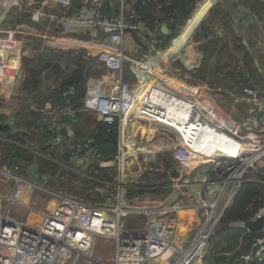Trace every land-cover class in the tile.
I'll return each instance as SVG.
<instances>
[{
	"label": "built area",
	"instance_id": "obj_1",
	"mask_svg": "<svg viewBox=\"0 0 264 264\" xmlns=\"http://www.w3.org/2000/svg\"><path fill=\"white\" fill-rule=\"evenodd\" d=\"M148 1L43 0L38 10L22 11L45 30L43 49L71 52L63 43L71 38L98 47L86 53L106 74L89 78L82 108L68 107L63 115L72 126L79 115L117 124L118 153L101 163L115 169L114 182L96 189L105 195L103 202L58 195L50 212L29 209L26 221L0 214V264H207L209 242L225 212L250 182V173L263 169L264 92L233 87V99L243 95L256 108L237 124L213 117L216 108L207 97L214 93L197 77L182 78L175 55L166 56L170 48H164L162 26H148L138 17L134 7ZM31 3L36 5L34 0H0V84L18 77L7 60L19 48V32L7 27L16 22L21 29L25 24L15 11ZM129 36L145 51L142 58L127 54ZM128 74L133 78L126 79ZM48 127L53 134L49 144L62 155L71 154L72 167L86 176L97 156L90 143L70 149L60 127ZM163 153L173 155L169 170L160 160ZM0 178L16 183L13 195L4 199L11 208L18 204L24 182L3 169ZM137 217L143 219L142 226L130 229L129 221ZM261 218L264 208L229 227L251 233L246 224ZM261 234L236 263H264V230ZM100 239L115 243L110 261L93 257Z\"/></svg>",
	"mask_w": 264,
	"mask_h": 264
},
{
	"label": "trees",
	"instance_id": "obj_2",
	"mask_svg": "<svg viewBox=\"0 0 264 264\" xmlns=\"http://www.w3.org/2000/svg\"><path fill=\"white\" fill-rule=\"evenodd\" d=\"M203 1L149 0L145 6L138 5L134 9L137 11L138 17L148 26L168 27V35H163L164 48H168L172 41L180 35L181 29L187 24L197 5ZM34 2L40 7L43 0H34ZM237 2L239 19H236V22L238 24L229 19L227 11L223 12L225 17H221L223 13L220 6L216 5L212 9L200 30L209 36L211 28L214 29L221 25L228 34V38L216 43L210 40L207 44H201V51L206 55V59L214 58L220 64L229 65L228 69L230 68L229 70L232 71L233 78L228 77L225 70L221 75L224 82L237 81L238 84H248L249 81L245 79L246 76L252 74L251 69L254 66L250 49L256 56L255 42L264 36L259 32H264V0H237ZM20 18L22 21L28 22L29 25H35L30 22V16L24 14ZM36 27L38 28V26ZM55 63H60L64 72L50 77L45 82L43 80L44 73ZM22 66L26 72L21 85L22 92L29 97V103L36 111L27 106L24 109L28 111V117L18 119L20 125L30 133L25 138L13 135V126L5 116L0 115V137L9 139V141L0 140V168L6 167L10 172L29 175L37 182H45L49 188L59 190L64 188L72 194V197L90 203L103 202L105 195L96 189H104L108 184L114 182L115 169L113 167L103 168L101 163L111 161L117 156L118 146L113 143L112 139L109 140L110 137L117 140V124L108 125L95 120L87 122L84 115H79V122L74 126V143L71 144V140L65 137L70 149L77 145L94 143L93 149L97 156L89 166L86 176H79L72 171L63 170L58 163H55L57 159L60 160L59 162H66L63 160L60 149L49 144L53 134L48 126L39 130V143L43 145V148H39V156L32 152L30 146L37 143V136L33 130L37 129V122L40 120V115L44 112L46 104L51 107L49 111L45 112L49 119L52 115L63 114L68 107L78 111L82 108L81 102L85 96L87 80L91 77L101 78L106 74V70L101 68L96 58L87 56L85 51L62 52L49 48H44V52H41L36 58H24ZM132 78L133 76L130 74L126 77V79ZM50 82L53 87L52 92L43 88L44 84ZM70 91L74 92V95H69ZM91 124L94 126L93 130L90 129ZM41 144L39 145L41 146ZM160 160L166 170L171 169L175 164L171 153L161 154ZM70 162L73 164L72 161ZM42 175L47 177L45 181L42 180ZM248 179L250 182L243 184L218 225L217 233L209 242L205 259L207 264H242L236 263V260L247 254L253 240L262 235L229 227L231 223L247 221L259 209L264 208V169L250 173ZM74 181H77L79 185L70 184ZM133 191L135 192V190ZM137 219L134 221L143 223L142 218L137 217ZM129 228L134 227L129 225Z\"/></svg>",
	"mask_w": 264,
	"mask_h": 264
},
{
	"label": "crops",
	"instance_id": "obj_3",
	"mask_svg": "<svg viewBox=\"0 0 264 264\" xmlns=\"http://www.w3.org/2000/svg\"><path fill=\"white\" fill-rule=\"evenodd\" d=\"M237 0H204L198 8L196 7L195 11L191 14V18L188 20L187 24L184 28L181 29V36L179 38H176L174 46H169L167 49L170 48L169 51H167L166 56L172 58V55H175L176 59V68L178 69V72L180 73V76L182 78H188V77H197L196 79L200 82L199 84L202 85L203 88H207L208 90L212 91L213 96L207 97V100L209 102V105L216 108L215 113L212 115L213 117H219L221 121H223L226 124H237L240 122L244 116L247 114L249 110L255 109L256 105H253V102L246 99L243 95L237 94L236 97L239 99V101H236L235 98L230 95V92L232 91V88H240L241 86H245V84H238L237 81H229V82H221V75L226 70V75L230 78H233V73L231 70L228 69V64L223 65V63L220 64V62H217L214 58L206 59V55L203 54L201 51V44L207 43L208 41H214L215 43L228 38V34L225 32V29L220 25L218 27H215L214 29L211 28V34L207 36L201 29L202 24L205 23L207 20L210 12L212 9L218 5L221 7L222 13L227 11L228 15L230 16V20L234 21L235 24H238L236 19H239L238 17V9H237ZM239 8V6H238ZM39 7L35 8L34 10H38ZM224 13L221 15V17H225ZM26 15V14H25ZM28 16H30V22L31 21V15L27 13ZM26 22V21H24ZM28 24V22H26ZM33 23V22H32ZM25 24V23H24ZM34 24V23H33ZM32 26V25H31ZM35 25H33L32 29L31 27H28L26 25H22L23 29H30L32 31L37 32L38 34H35V43H31V45H34L32 48H34V52H36V46L41 45L44 46V38L47 36L39 35L41 33H45V30H41L39 27L37 28ZM246 26V25H244ZM53 27V26H52ZM247 27H250L247 25ZM233 28V27H232ZM260 28V27H259ZM258 28V29H259ZM264 34V32L259 31ZM27 39V41L22 40L24 45L27 47L30 46V43L28 42L29 39H31V35H24ZM37 43V45H35ZM63 43L72 51L75 50H81V51H92L95 52L98 48L96 45H90L87 42H83L80 39H65ZM184 44V45H183ZM256 53L254 56L252 49H250L252 53V61L254 63L253 68L251 69L252 74L246 76V81H251L253 83V87H255L259 92H264V36L260 37L256 42ZM19 47H22V42L20 44V41H18L17 44ZM23 45V46H24ZM183 45V47H182ZM181 47V48H180ZM141 48H139L137 44V39L135 36H129L128 37V43H127V54L135 59H140L143 57L145 51H143ZM178 49L177 51H175ZM19 48L15 51V53H12L8 55L7 62L13 66L18 71V77L15 79H10L2 84H0V115H3L7 118L8 122H10V125H12V134L19 136L20 138L28 137L30 133L26 131V129L20 125V121L18 122V119L28 117L27 113L28 111L24 109L25 107L29 106L30 109L33 111H36V109L29 103V97L25 96L22 92V82L25 78L26 72L25 69L22 66V61L26 56H22L20 53H22V48L20 51H18ZM67 52V51H62ZM25 55V54H24ZM2 56L0 55V61L2 60ZM27 58H33V57H27ZM259 59V62L256 60ZM60 64V63H59ZM61 65V64H60ZM62 66V65H61ZM45 74V73H44ZM128 77V76H127ZM180 77V78H181ZM49 79V78H48ZM48 79L43 80L46 82ZM248 82V83H249ZM21 83V84H19ZM19 84V85H18ZM227 85V86H226ZM246 86H249L248 84ZM45 90H48L49 92H52L53 87L52 83L44 84L43 87ZM201 88V87H199ZM43 89V90H44ZM202 89V88H201ZM191 92L195 94L196 90L191 89ZM20 94V96H19ZM20 97L18 99L17 97ZM22 97V99H21ZM3 101V103H2ZM1 104H4L1 106ZM229 104L230 108L227 110H223L220 105H226ZM224 107V106H223ZM50 105L46 104L44 112L40 115V120L37 122V129H34V133L37 136V143L31 144L30 149L35 155L39 156V148H43V145L39 140V130H42L43 128L49 126L50 124H57L60 127V132L62 130H71L74 132V126L70 125V119L68 118L67 121H63L62 117L65 115H52V117L49 119V117L46 115V111H49ZM220 109V110H219ZM87 122L93 121L90 116L86 117ZM264 119V118H263ZM94 126L91 124L90 129L93 130ZM63 136V135H62ZM75 136V132H74ZM66 137V136H64ZM68 139L74 141V137L71 139L67 137ZM0 140H6L9 141V139H5L4 137H0ZM41 144V146L39 144ZM68 151V150H67ZM69 154V153H65ZM63 153V160L65 161H71V154L70 158L66 159L64 157L65 155ZM1 157V153H0ZM1 164V160H0ZM260 167L264 169V161L260 163ZM3 170H7L6 167L2 168ZM34 170V168H32ZM8 171V170H7ZM19 173V172H17ZM29 176V175H26ZM22 182L25 181V178L23 176H18ZM31 180H28V182H24V185H22L20 189V195L19 200L20 204L25 205V202L31 201L33 198V193L35 190H38L40 192L47 193L49 187L46 186L45 182H37L34 180L31 176H29ZM42 180L45 181L47 179L46 176H41ZM2 191L7 192L0 196V203L3 201V199H6L13 195L14 190L16 188V183L14 180H10L8 182L1 181ZM42 190V191H41ZM50 194V193H49ZM55 206V205H54ZM53 206V207H54ZM52 206H50L51 209H53ZM1 210V205H0Z\"/></svg>",
	"mask_w": 264,
	"mask_h": 264
},
{
	"label": "rangeland",
	"instance_id": "obj_4",
	"mask_svg": "<svg viewBox=\"0 0 264 264\" xmlns=\"http://www.w3.org/2000/svg\"><path fill=\"white\" fill-rule=\"evenodd\" d=\"M199 5H200V3H199ZM198 6H197V8H198ZM35 8H37V6L35 4H32L31 3L28 7L23 8L22 10H19V11L17 10L15 12L17 13V15L20 14V16L22 17V16H24V14L22 13V11L23 12L24 11H32ZM1 14H2V11H0V15ZM25 16H28L27 15V12H26V15ZM10 21H13L12 20V14H10ZM24 23H25L26 26L31 27V29H32L33 26L27 24L26 22H24ZM7 28L13 29V30L19 32V35L17 36V39H18V41H20V44L22 42V47H19V50L18 51H20L21 48H22V53H20L22 56H26L27 55L26 57L36 58L37 55H39L41 52H44L43 47L41 45H37V43L35 44V45H37L36 46V52L33 51L34 48H32V47L34 45H31V43H33V44L35 43V34H38L37 32L32 31L30 29H23V27H21V29H18L16 22L15 23H9V25H8ZM24 35H31V39H29V41H28L30 43V46H28V47L26 45H24V43L22 41V40L27 41V39L25 37H23ZM39 35L45 36V33H41ZM180 36H181V32H180V35L177 38H179ZM207 43L204 42L202 44H207ZM183 45H182V47H183ZM177 50L178 49H176L175 51H177ZM256 61L259 62V59H257ZM220 81L222 83L224 82L222 79ZM19 84H21V83H19ZM245 85H247V84H245ZM248 85L249 86H252L253 83L250 81L248 83ZM19 96H20V94H19ZM19 96L17 97L18 99H20ZM21 99H22V97H21ZM2 103H3V101H2ZM3 105L4 104H1V106H3ZM223 106L220 105V107L223 110H227V109L230 108V105L229 104H226V105H223ZM66 137H69V138L72 139L74 137V132L71 131V130H69V129L66 130ZM0 160H1V157H0ZM59 161L60 160L57 159L55 161V163H58L63 168V170L72 171L73 173H75V174H77L79 176H82V174H83L82 170L81 169H74L72 167V164H71L70 161H65L64 160L66 163H62V162H59ZM10 174H12L16 178H19L18 176H23V178H25V181L24 182H28V180H31V179H29L30 177L29 176H26L25 174L20 175L19 173H13V172H10ZM1 181H2V178H0V196L3 195V194H5L7 192V190L6 191L5 190L4 191L1 190V187H2ZM71 183H74V184H72L74 186L79 185L77 183V181L70 182V184ZM23 185L26 186L25 184H23ZM68 188L69 187L67 186V189ZM47 190H48L47 193L40 192L38 190H35L34 193H33L34 196H33L32 200L31 201H28V202H25L26 203V206L20 204V200L18 199V204L17 205H14L11 208H9L8 205L5 203V201L3 199V201H1V203H0V205H1L0 214H3L5 212H8L12 216V218L14 220L19 221V222L26 221L27 218L30 215L29 209H34V210L39 211V212H46V211L47 212H50L51 211L50 206L53 207L55 205V203H56V200H57L56 196H58V195H62V196L69 195V196H71L72 195L71 193H68L67 190H64V188L61 189L62 191L59 190V189H56V188H49V189H46V191ZM73 195L75 196V194H73ZM33 218H35V216H33ZM134 220H138V219L137 218H133L132 220L129 221L128 224L130 226H133L134 229H139L142 226V223H137ZM30 222H33V220L30 221ZM115 249H116V247H115V243L113 241H111V240H108L107 241V240H104V239H100L97 242L96 248L94 249L93 257L95 259H98V260H101V261H110L114 257Z\"/></svg>",
	"mask_w": 264,
	"mask_h": 264
},
{
	"label": "water",
	"instance_id": "obj_5",
	"mask_svg": "<svg viewBox=\"0 0 264 264\" xmlns=\"http://www.w3.org/2000/svg\"><path fill=\"white\" fill-rule=\"evenodd\" d=\"M161 31H162V34H163L164 36L168 35V32H169V31H168V27H167V26H163L162 29H161ZM62 72H64L63 67H62L59 63H55L50 69H48V70L45 72V74H44V79L46 80V79H48V78H50V77H52V76H55V75L58 74V73H62ZM67 119H68L67 116L62 117V120H63V121H67ZM60 134L63 135V136H66V130H62V131L60 132ZM110 139H112V141H113L114 144H117V140H116V139H114V138H112V137H110L109 140H110ZM90 146H91V148L93 149V148H94V143L91 142V143H90ZM64 157H65L66 159H69V158H70V154H65ZM173 176H174V177H177V173L174 172V173H173ZM246 228H247L251 233H261V232L264 230V218H261V219L255 221V222H249V223H247V224H246ZM263 264H264V263H263Z\"/></svg>",
	"mask_w": 264,
	"mask_h": 264
},
{
	"label": "clouds",
	"instance_id": "obj_6",
	"mask_svg": "<svg viewBox=\"0 0 264 264\" xmlns=\"http://www.w3.org/2000/svg\"><path fill=\"white\" fill-rule=\"evenodd\" d=\"M72 142H74V141H72ZM91 143V142H90Z\"/></svg>",
	"mask_w": 264,
	"mask_h": 264
}]
</instances>
